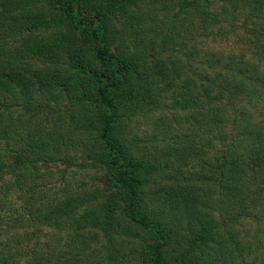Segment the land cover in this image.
<instances>
[{"label": "trees", "instance_id": "trees-1", "mask_svg": "<svg viewBox=\"0 0 264 264\" xmlns=\"http://www.w3.org/2000/svg\"><path fill=\"white\" fill-rule=\"evenodd\" d=\"M0 264H264V0H0Z\"/></svg>", "mask_w": 264, "mask_h": 264}, {"label": "rangeland", "instance_id": "rangeland-1", "mask_svg": "<svg viewBox=\"0 0 264 264\" xmlns=\"http://www.w3.org/2000/svg\"><path fill=\"white\" fill-rule=\"evenodd\" d=\"M141 126H142V128L144 129V128H147V125L145 124V122L143 121V123L141 124ZM89 175V176H88ZM87 175V177H89L88 179H93L95 176H96V174H88ZM251 224V223H250ZM246 225H248V226H246V227H251V226H249V224H246Z\"/></svg>", "mask_w": 264, "mask_h": 264}]
</instances>
